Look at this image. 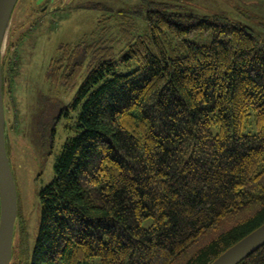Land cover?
<instances>
[{
  "label": "trees",
  "instance_id": "16d2710c",
  "mask_svg": "<svg viewBox=\"0 0 264 264\" xmlns=\"http://www.w3.org/2000/svg\"><path fill=\"white\" fill-rule=\"evenodd\" d=\"M105 10L102 32L48 65L76 92L41 135L52 145L64 117L76 134L40 190L35 244L15 237L12 264H210L264 223V39L168 0ZM239 264H264V244Z\"/></svg>",
  "mask_w": 264,
  "mask_h": 264
},
{
  "label": "rangeland",
  "instance_id": "374dc122",
  "mask_svg": "<svg viewBox=\"0 0 264 264\" xmlns=\"http://www.w3.org/2000/svg\"><path fill=\"white\" fill-rule=\"evenodd\" d=\"M184 9L200 13H224L249 24L264 39V0H168ZM140 0H20L12 23L10 39L15 43L8 65L17 64L16 72L7 76L5 103L10 133V159L19 190V216L16 228L17 247L25 239L33 248L40 227V190L54 177V164L66 140L76 133L64 117L57 126L52 145L45 143L40 128L43 117L56 116L73 99L76 91H65L52 84L46 75L48 65L62 43L88 39L105 24V8L129 9ZM235 7L248 11L240 13ZM98 25V27H97ZM11 28V27H10ZM23 35L19 40V36ZM95 35V33L93 34ZM9 55V56H10ZM72 116L74 114L72 113ZM16 120V121H15ZM46 126V124H45ZM50 147V148H49ZM16 251L20 252L18 248ZM17 263V262H16Z\"/></svg>",
  "mask_w": 264,
  "mask_h": 264
},
{
  "label": "water",
  "instance_id": "95a60500",
  "mask_svg": "<svg viewBox=\"0 0 264 264\" xmlns=\"http://www.w3.org/2000/svg\"><path fill=\"white\" fill-rule=\"evenodd\" d=\"M20 0H0V264H12L19 216V192L7 149L2 58ZM264 244V223L223 251L210 264H239Z\"/></svg>",
  "mask_w": 264,
  "mask_h": 264
}]
</instances>
